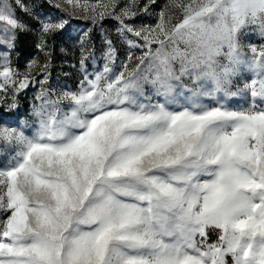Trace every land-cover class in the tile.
Returning a JSON list of instances; mask_svg holds the SVG:
<instances>
[{
	"label": "snow or ice",
	"instance_id": "6c2138e0",
	"mask_svg": "<svg viewBox=\"0 0 264 264\" xmlns=\"http://www.w3.org/2000/svg\"><path fill=\"white\" fill-rule=\"evenodd\" d=\"M155 3H77L142 53L114 72L107 41L77 90L45 73L32 122L0 121V264H264V0H169L154 26L126 23ZM69 23L41 21L40 50ZM25 30L0 0L9 110L34 83L35 61L22 77L10 61Z\"/></svg>",
	"mask_w": 264,
	"mask_h": 264
},
{
	"label": "rangeland",
	"instance_id": "374dc122",
	"mask_svg": "<svg viewBox=\"0 0 264 264\" xmlns=\"http://www.w3.org/2000/svg\"><path fill=\"white\" fill-rule=\"evenodd\" d=\"M9 2L12 4L15 17L27 25V30L17 33L14 50L10 55L11 64L19 71L21 77L29 71L28 66L33 61L36 66L31 69L34 83H30L18 95L15 109H7L5 102L0 100V121L13 119L32 122V106L34 103H39L35 97L41 90V81L45 79V73H47V84L43 87L57 94L65 90H77L85 74L92 78L95 73L102 71L105 64V53L109 48L107 41H111V47L115 49V62L111 65L114 72L122 70L121 66L127 62L130 52L134 57L142 53V49L129 47L127 40L117 31L119 25L116 20L105 18L93 24L90 18L91 12L88 13V18H85V13L77 7V3L97 5L107 0H73L72 3L68 0H21L29 12L17 6L15 0H9ZM124 2L125 0H120L119 6L122 7ZM168 2L169 0H156L155 4L149 6L148 12H140L133 19L126 20V23L136 27L154 26L158 22L160 11ZM145 3L147 0H140L141 7ZM46 18H64L70 22L64 31L47 38V55L38 47L41 21ZM125 36L129 40L143 44V41L133 37L130 33H125ZM240 39L245 46L248 43L260 44L262 42L258 30L255 29H248ZM153 47L156 46L153 45ZM4 50V47L0 46V52ZM82 59L84 60L83 66L81 65ZM132 63H136L135 59ZM45 64H48L46 69L43 68ZM241 75L248 79L251 74L246 69H242ZM148 90H151L150 87ZM233 99L241 100L240 97ZM6 215L0 212V219L5 218ZM215 239L216 236L212 235L210 242Z\"/></svg>",
	"mask_w": 264,
	"mask_h": 264
}]
</instances>
